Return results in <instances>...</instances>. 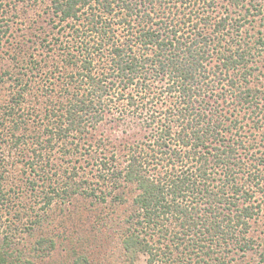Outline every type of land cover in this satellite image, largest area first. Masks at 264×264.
Listing matches in <instances>:
<instances>
[{"label":"trees","instance_id":"16d2710c","mask_svg":"<svg viewBox=\"0 0 264 264\" xmlns=\"http://www.w3.org/2000/svg\"><path fill=\"white\" fill-rule=\"evenodd\" d=\"M215 8L216 0H0V144L10 138L8 149L25 151L20 167L39 171L45 183L35 188L31 180V194L40 189L43 213L54 202L60 211L78 212L76 198L111 195L128 205L125 255L132 260L143 252L146 264L172 259L181 247L202 249L214 264H230V256H216L222 246L253 249L249 232L262 210L255 193L264 198V159L254 160L250 135L235 133L259 112L257 89L248 83L264 36L259 30L253 44L242 39L255 16L251 6L244 14ZM26 10L20 35L17 17ZM53 50L60 57L45 60ZM42 69V88L26 109L35 88L29 72ZM6 89L9 99L2 101ZM247 107L246 123L238 113ZM73 145L92 155L94 177L84 166L58 180L40 173H49L46 153L58 147L69 154ZM7 195L0 174V205ZM41 213L31 219L37 226L51 217ZM141 233H159L158 243ZM13 243L6 235L2 262L20 261ZM55 244L42 236L38 249ZM181 255L174 261L191 264ZM75 262L88 264L85 256ZM263 262L264 255L257 264Z\"/></svg>","mask_w":264,"mask_h":264},{"label":"rangeland","instance_id":"374dc122","mask_svg":"<svg viewBox=\"0 0 264 264\" xmlns=\"http://www.w3.org/2000/svg\"><path fill=\"white\" fill-rule=\"evenodd\" d=\"M234 2V0H216L215 12L219 11V13H222L223 11L230 10L233 13L238 12L244 14L245 8L251 6V10L255 12V16L251 17V22H248L242 27L241 35L243 41L249 40L251 42L250 44H253L256 38L255 36H260L258 33L259 30L262 31L264 36V0H241L239 4H235L236 2ZM251 4L256 6H252ZM189 10L186 11L189 12ZM24 16L26 18L30 17V11L26 10L23 12V15H18L17 21H19V23L23 22L22 25H19V28L27 24L28 20L25 19L26 23H24L25 20L23 21L25 18ZM25 26L23 30L20 31V35L25 32ZM45 29L49 31L51 27L47 26ZM58 32L59 31H54L55 34H58ZM253 34L255 35L251 38ZM44 35L45 34H42L41 37ZM63 36L64 40L69 38L65 35ZM24 37L27 38V36ZM41 37L40 39H42ZM37 50H40V47L37 48ZM255 50L257 52L256 58L258 59L257 69L255 70V78L251 76L248 85L254 90L257 89L259 104L256 107V111L259 112L255 113L256 115L253 118V122L247 123L248 119L246 120L243 118V115L245 112H251L252 108L250 109L247 107L246 109H240L241 111L238 113V116L243 118V122H246L247 125L235 133V136L250 135V140H252L250 143L254 145L249 150L256 155L254 160L261 157L264 159V46L260 45V49ZM47 55L48 57H46L45 60L50 62H52L53 58L60 57L57 56V50L50 51ZM6 57L5 55V58ZM4 62L5 60L0 62V68H2L1 65L4 64ZM39 72L38 75H35V71L29 72V78L32 80L31 86L35 88L27 93V104H23L26 109H28L30 105L29 102L31 100L33 101L34 96L39 93L36 92L38 91L37 87L42 88L40 77L47 71L42 69ZM7 90L8 89L2 92V101H7L9 99L7 96L8 93L6 92ZM42 107L40 106L39 109L38 107L35 108L40 110ZM19 109H22V107ZM0 110L3 111V108ZM31 123H33V121H31ZM251 125L256 127L252 128L250 127ZM251 128L252 130H250ZM2 140L3 139H1L2 144H0V158H3V160L0 161V174L6 179L8 195L6 196L7 200L5 201V205H0V215H2L0 219V251L2 250L1 244L5 236L9 235L10 239L14 242L10 251L17 249V254L21 256L17 264H30L29 262L32 264H78L75 262L78 256L87 257L88 264L147 263V255L145 253L138 252L136 257L131 260L125 255L122 247V238L125 236L124 227H126L122 211L124 208H127V204L121 205L122 203L116 200L114 201L111 195L107 196L104 201L93 198H88L85 201L84 198L78 197L74 200L75 207L80 210L78 212L73 213L72 210L70 212L66 210L64 212L60 211L59 207L54 202L52 207H48L43 213L40 209L42 201L38 199L40 198V193L38 192L45 181L42 180V177L36 175L39 171L33 174L30 169H23L24 167H20L23 163L22 159H26L24 158L25 151H20L15 148L12 150L8 149V147H10L9 143H11L10 138H5L6 142ZM71 148L72 151L69 154L60 152L58 147L46 153L50 162L49 165H46L49 173H40L45 174V176H51L54 180H58L59 177L66 176L64 173L65 170L70 172L73 166H84L85 171L88 173L87 176H93V173H95L92 170L93 166L87 164L88 161H92L90 158L92 155L85 153L84 147L80 148L79 152L75 150V145ZM70 158L72 162L66 161V159ZM259 168H264V161L260 163ZM92 171L93 173H91ZM93 177L91 178L95 180ZM63 178L65 179L66 177ZM35 179H37V185H35L37 187L35 188H40L36 192V195L35 193L31 194L32 183L30 182ZM92 182L95 183L96 181ZM262 185H264V180L262 181ZM105 189L104 186L103 190ZM262 194L261 190L255 193V196L258 197L257 199H263V201L261 202L262 210L260 216L251 221L252 228L249 232V236L254 240L253 249L241 253L238 249L231 250V248H229L228 250L226 248L224 249L222 246V249L218 251L217 247H214L217 249L216 256L225 255L227 259L230 256L228 259L230 264H257L262 261V256L264 255V198ZM37 211L39 213L42 212L41 214L46 215V213H48L51 215V217H48V222L38 226L32 223L31 219H34V214ZM32 224H34V226ZM141 234L142 236L145 235L150 241L158 243L157 239L160 235L159 233L152 236L149 234L147 235V233ZM168 235L171 237L170 234ZM42 236L54 238L56 241L55 247L52 249L50 248L51 250H44V252L41 248L38 249V240ZM169 236L162 237L160 246L163 247L169 242ZM173 251L172 259L170 258L168 260L166 257H162V259L156 261L155 264H180L178 262L179 259L175 262L173 258L176 257L177 254L181 255V253H179L180 251L185 252V254L181 256L190 258L188 261H191V264L198 260H203L200 264H214V259L205 256L202 249L196 250L191 249V247H181ZM196 252H198V255ZM17 260L19 259L17 258ZM0 264L12 263L2 262L0 260Z\"/></svg>","mask_w":264,"mask_h":264}]
</instances>
